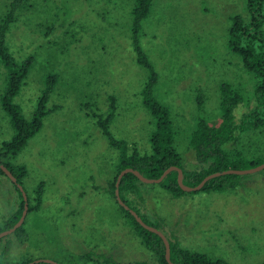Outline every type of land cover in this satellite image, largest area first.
Segmentation results:
<instances>
[{
	"label": "rangeland",
	"instance_id": "1",
	"mask_svg": "<svg viewBox=\"0 0 264 264\" xmlns=\"http://www.w3.org/2000/svg\"><path fill=\"white\" fill-rule=\"evenodd\" d=\"M10 1L0 0V17ZM133 1L29 0L10 24V52L18 61L32 57L14 102L30 118L45 76L56 73L47 106L60 108L44 118L42 128L11 160L27 169L22 186L31 203L40 181L43 195L40 208L26 213V240L11 233L0 242L1 252L7 246L2 260L96 264L99 254L125 263L153 260L107 188L117 151L82 104L104 113L114 95L111 132L140 154L150 152L153 121L139 93L147 71L136 63L130 39ZM244 9L245 0H154L142 22L140 44L158 74L155 95L170 108L175 147L187 170L200 167L188 139L197 118L212 125L220 121V83L232 84L244 96L234 109L236 121L254 105L255 78L227 47L230 16L244 15ZM5 84L0 63V95ZM198 91L204 97L201 110ZM12 134L0 106V146ZM235 146L244 159L264 163V125L240 132ZM239 181L234 188L179 197L159 183L143 182L130 198L149 225L159 226L182 247L231 264H264V168L241 174ZM18 200L10 179L0 175V227Z\"/></svg>",
	"mask_w": 264,
	"mask_h": 264
},
{
	"label": "trees",
	"instance_id": "2",
	"mask_svg": "<svg viewBox=\"0 0 264 264\" xmlns=\"http://www.w3.org/2000/svg\"><path fill=\"white\" fill-rule=\"evenodd\" d=\"M29 0H11L7 12L0 17V63L6 70V84L0 95V106L9 118L13 129L10 139L4 140L0 146V163H3L16 177L17 182L22 185V179L27 175V169L23 164L12 163V159L26 146L28 140L33 137L43 126L44 118L51 112L60 108L59 105L48 107V101L53 93L58 76L49 73L44 78V86L38 96L35 108L30 118H25L21 107L14 102L19 93L32 63V57H26L18 61L10 52L6 44V34L10 24L17 18L18 11L25 6ZM154 0H134L131 8L130 39L135 53L136 63L147 71V78L140 90L142 105L152 117L153 129L149 133L148 141L150 152L140 154L136 147L130 148L128 141L113 135L110 125L116 115V102L114 95L108 97V109L104 113L92 109L89 103H82L87 115L95 120L96 126L101 130L108 145L117 151L115 161V174L108 180L107 188L115 199L114 189L118 173L127 167L138 170L148 178H157L169 166L175 165L183 169V182L194 186L203 177L215 171L229 168L243 169L253 167L262 163L259 160H246L241 151L237 150L235 144L238 134L252 128L264 125V0H245L244 15L236 13L230 16V25L227 31V47L237 54L246 72L255 78L253 90L254 105L244 112L238 121L235 119L234 109L243 101L244 96L239 88L228 82L219 85V118L216 125L209 124L203 117L197 118L194 127L189 134V146L195 153V159L199 169L187 170L183 167L181 154L175 147V130L171 119L170 108L162 103L155 95V85L158 81L157 71L150 61L146 51L140 44L139 33L143 20L148 16ZM196 103L199 110L204 104L201 91L196 94ZM81 104V105H82ZM91 106V107H90ZM0 175L6 174L0 168ZM7 177V176H6ZM240 175L222 174L207 180L197 191H221L226 188H234L239 184ZM11 181V180H10ZM18 193L19 200L16 210L6 217L0 231L14 225L19 219L23 209V197L15 183L11 181ZM140 181L133 173L127 172L119 181V194L121 199L141 218L148 223L139 209L133 206L130 194L139 191ZM162 185L173 197L182 196L183 191L177 183V171L169 172L162 181ZM33 203L29 196L28 212L36 211L42 204L43 181H40L32 190ZM138 195V194H137ZM140 202H144L142 195H138ZM116 201V199H115ZM118 204V202L116 201ZM129 225L136 236L147 249L153 254V260L142 261L134 264H169L165 257V245L161 237L143 228L133 215L118 204ZM24 223V222H23ZM23 223L13 232L19 241L26 240V231ZM149 224V223H148ZM152 225V224H150ZM159 229V226L154 225ZM4 237L0 238V242ZM170 245V260L176 264H231L220 257H212L207 253L182 247L177 238H168ZM0 264H24L31 261L8 262L1 259ZM88 256H91L90 254ZM96 264H115L112 257L104 254L96 255ZM35 264H50L39 262Z\"/></svg>",
	"mask_w": 264,
	"mask_h": 264
},
{
	"label": "water",
	"instance_id": "3",
	"mask_svg": "<svg viewBox=\"0 0 264 264\" xmlns=\"http://www.w3.org/2000/svg\"><path fill=\"white\" fill-rule=\"evenodd\" d=\"M0 168L6 174V176L13 183L16 184V186L18 187V189L21 191V194H22V197H23V201H24V203H23V209H22V212H21V215H20L19 219L11 227L0 231V238H1V237H4V236L8 235V234L13 233L23 223V221L25 219V216H26V213H27V210H28V200H27V195H26V192H25L23 186L20 183L17 182V179L12 174V172L3 163H0ZM263 168H264V163H260L258 165L253 166V167H248L247 169L246 168H243V169L229 168V169H225V170H221V171H215V172L210 173V174H207L205 177H203V179L198 184H196L194 186H190V185H186L183 182V169L181 167H178V166H175V165H172V166L167 167L161 173V175L159 177H157V178H148V177H145L138 170L133 169L131 167H127L125 169H122L118 173V175L116 177L114 194H115V199L118 202V204L121 205L124 209L128 210L133 215V217L135 218V220L143 228H145V229H147V230H149L151 232H154V233L158 234L161 237V239L163 240V243L165 245V257H166V260L168 261L169 264H176V263H173L170 260V257H169V255H170V245H169V241H168L167 237L162 233V231L160 229H158L157 227L153 226V225L147 224L134 209L130 208L121 199L120 194H119V181H120L121 177L124 174H126L127 172H131L140 181H142L144 183H152V182H154V183H160L162 181V179L165 177V175H167L169 172L175 170V171H177V183H178V185L180 186V188L183 191L189 192V191H197V190H199L204 185V183L207 180H209L210 178H213V177L222 175V174H231L232 173V174L241 175V174L256 172V171H259V170H261ZM39 262H45V263H50V264H60V263H58L56 261H53V260H50V259H37V260H33V261H30V262L24 263V264H35V263H39ZM115 264H134V263L117 262Z\"/></svg>",
	"mask_w": 264,
	"mask_h": 264
}]
</instances>
